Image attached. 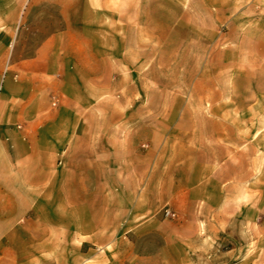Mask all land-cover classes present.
Returning <instances> with one entry per match:
<instances>
[{"label": "crops", "instance_id": "1", "mask_svg": "<svg viewBox=\"0 0 264 264\" xmlns=\"http://www.w3.org/2000/svg\"><path fill=\"white\" fill-rule=\"evenodd\" d=\"M71 9L32 47L0 39V247H47L46 227L62 223L76 248L120 233L135 264H247L244 247L220 249L237 215L227 123L236 116L141 120L139 58L123 34L139 23L138 5ZM21 218L36 228H13Z\"/></svg>", "mask_w": 264, "mask_h": 264}, {"label": "rangeland", "instance_id": "2", "mask_svg": "<svg viewBox=\"0 0 264 264\" xmlns=\"http://www.w3.org/2000/svg\"><path fill=\"white\" fill-rule=\"evenodd\" d=\"M77 1L83 0H0V39L12 49L25 37L32 47L52 24L67 22ZM113 1L125 10L131 0ZM134 1L139 23L123 34L139 58L133 77L140 118L151 114L162 128L163 119H172L173 127L183 112L236 116L227 123L237 215L221 234L220 249L244 247L247 264H264V0ZM25 219L13 228H36ZM42 235L47 247L1 246L0 264H135L127 259L134 242L117 232L90 248L69 243L66 224L48 226Z\"/></svg>", "mask_w": 264, "mask_h": 264}, {"label": "built area", "instance_id": "3", "mask_svg": "<svg viewBox=\"0 0 264 264\" xmlns=\"http://www.w3.org/2000/svg\"><path fill=\"white\" fill-rule=\"evenodd\" d=\"M52 105L55 106V105H56V101H54V102L52 103ZM164 216H166V217H168V216H173V214H171V212H170L169 210H165V211H164Z\"/></svg>", "mask_w": 264, "mask_h": 264}]
</instances>
